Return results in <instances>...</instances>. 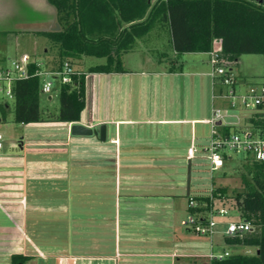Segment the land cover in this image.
Wrapping results in <instances>:
<instances>
[{"label":"crops","instance_id":"crops-1","mask_svg":"<svg viewBox=\"0 0 264 264\" xmlns=\"http://www.w3.org/2000/svg\"><path fill=\"white\" fill-rule=\"evenodd\" d=\"M59 30L48 0H0V44L44 38V53L55 52L44 34ZM146 41L170 51L169 66L166 52L136 57L131 66L137 45ZM26 53L11 56L0 48V66ZM76 64L81 72L91 66ZM123 65L126 72L87 74L79 122L22 142L20 152L3 142L0 264L14 255L28 257L24 264H181L198 258L191 252L192 232L178 224L189 214L186 181L179 182L186 193L168 190L178 186L166 176L152 179L151 170L140 167L187 160L192 142H201L197 126L206 125L217 106L209 57L177 54L170 32L156 26L124 55ZM248 85L238 81L240 90ZM74 124L97 131L105 125V141L73 136Z\"/></svg>","mask_w":264,"mask_h":264},{"label":"trees","instance_id":"trees-1","mask_svg":"<svg viewBox=\"0 0 264 264\" xmlns=\"http://www.w3.org/2000/svg\"><path fill=\"white\" fill-rule=\"evenodd\" d=\"M48 1L57 11L61 30L44 35L51 40L56 53L42 65L36 61L31 63V73L39 69L61 70L66 62L72 66L83 58L101 62L72 76L71 83H58L59 112L46 117L41 109L42 79L32 76L18 81L14 86V118L18 124L79 122L86 105L87 74L126 72L124 55L156 26L170 32L177 54L207 53L213 40L222 38L223 57L229 67L244 54L264 56V5L252 0ZM1 109L5 115L8 108L2 106ZM246 124L264 135V107L248 113ZM219 131L229 136L236 130L220 126ZM228 164L241 179V190H235L233 195L229 193V186L223 183L228 176ZM212 184V197H195L199 203L207 205L203 211L216 205L217 201L232 198L234 207L231 210L238 211L241 218L254 227L247 234L223 238L228 246L252 248L254 253L233 254L218 264H264V162L251 156H227L224 167L213 176ZM27 259L23 255H14L12 264H24ZM181 264L209 262L190 258Z\"/></svg>","mask_w":264,"mask_h":264},{"label":"built area","instance_id":"built-area-1","mask_svg":"<svg viewBox=\"0 0 264 264\" xmlns=\"http://www.w3.org/2000/svg\"><path fill=\"white\" fill-rule=\"evenodd\" d=\"M223 54V39H214L211 50L207 52L210 63L209 76L213 86L212 99L214 101L222 100L227 104V107H213L212 116L206 121L211 125L208 144L199 149L194 140L187 153V160L193 166V161L198 157L199 150H203L204 154L201 156L209 161L212 174L224 167L227 156L229 158L234 155L251 156L257 161L264 162V135L246 124L248 113L259 107H264V84H249L244 90H240L235 76L229 70V62L223 57ZM33 62L35 60L30 55L21 54L19 57L11 59L7 65L0 66L1 106L8 108L9 102H14V86L18 81L29 79L32 76L40 77L43 81L42 93L50 94L56 83L68 84L72 82V76L80 75V71L75 70L68 62L61 70L39 69L32 74L30 65ZM38 64L42 65V63ZM218 123L221 124L218 125ZM220 126L231 127L236 131L229 136H224L219 131ZM3 141L4 138L0 135V154L3 149ZM206 207L205 203H199L195 197L189 195V215L181 222V226L197 236L209 237L212 244L217 234L225 238L253 231L252 223L242 218L224 222V219L233 215L231 209L212 205L208 210L203 211V208ZM192 210L196 212H192ZM239 216L241 217L240 213ZM232 255L233 253L229 251L221 254L211 252L207 257L198 258L208 261L209 264H218L229 259Z\"/></svg>","mask_w":264,"mask_h":264},{"label":"rangeland","instance_id":"rangeland-1","mask_svg":"<svg viewBox=\"0 0 264 264\" xmlns=\"http://www.w3.org/2000/svg\"><path fill=\"white\" fill-rule=\"evenodd\" d=\"M156 0L153 1V3ZM163 34H166V28H162ZM15 38H9L8 41L4 44H0V48L5 52H9L11 56H15V54L19 51L28 52L31 57H34V60L38 63H42L47 60H51L56 52L53 50L48 53H44V48L42 43H45L46 40L44 38L29 40L27 39L24 43L15 41ZM39 41V42H38ZM3 42V41H2ZM136 51L132 54L133 60H136V57L142 59V57L147 58H158L159 54L166 52L167 57L165 58V65L169 66V59L171 58V53L169 50L165 48H161V46H157L152 41L139 42L136 47ZM27 54V53H26ZM32 54V55H31ZM170 56V57H169ZM189 56H185V58ZM199 57V56H198ZM205 57L204 55L202 56ZM132 58L130 61H132ZM185 58H182L181 61L185 63ZM206 58V57H205ZM135 60L131 62V66L135 64ZM96 62H101L99 59H94L90 61H75V68L85 69L88 65H92ZM189 63H185V66H188ZM79 65V66H77ZM229 70L232 71L233 75L237 78V80H245L247 84L252 85H262L264 84V56L260 54H244L241 55L238 61L235 64L230 65ZM89 77V76H88ZM91 83V79L87 80V86L89 90V85ZM58 85V83H56ZM211 95V91H210ZM52 98L51 100L49 98ZM219 101L217 100V107L219 106ZM8 109L4 115V110H2V106L0 103V135L4 138V143L6 144H15V149L11 151L20 152V144L25 141H29L30 139H35L38 135L42 134H54L60 133L62 127H65L61 122L54 121H45L40 123H31V124H18L15 122L14 118V110L15 104L13 101H10L8 104ZM60 108L59 102V91L55 86L53 91L50 94H41V109L46 117L48 113H58ZM5 116V120L3 117ZM101 128V127H100ZM197 133L201 142L198 143V148L201 149V146L208 144L211 136V125H198ZM143 150V149H142ZM203 150H199L198 157L193 161L192 173H191V196L199 197V196H211L212 193V178L214 175H217V172L212 174L210 170L209 161L206 158H202ZM235 156V155H234ZM143 158V157H141ZM180 159H172L171 163L168 166L158 167L155 165L152 166H141L140 168H144L147 170H151L150 173H147L148 177H151L155 180H160L165 176L170 180L169 184L174 185V189H168L173 191H181V193H186V190L181 187L179 182L186 181V189H187V166L188 161L178 157ZM241 159V158H240ZM149 160V159H148ZM141 163L143 161L139 160ZM151 161V160H149ZM152 162L154 160L152 159ZM228 171V176L223 180L225 185L229 186V193L233 195L234 191L241 190V179L240 176L235 172L234 168L231 165H227L226 167ZM220 174V173H219ZM221 175V174H220ZM221 177V176H220ZM235 192V193H236ZM176 193V192H175ZM188 199V197H187ZM216 205L221 207H227L229 209L234 207V202L232 198L222 200L221 202L217 201ZM233 215L224 219V222L239 220L241 217L239 216V212L236 210H232ZM189 214H186L183 218L186 219ZM183 219V220H184ZM178 224L181 226V222L178 221ZM184 228L183 226H181ZM185 229V228H184ZM221 230V227L219 228ZM193 232L191 234V238L193 239V249L191 252L196 257H207L214 252L215 254H221L226 251H229L233 254H244V253H254V249L239 247V246H228L224 243V239L222 235L217 234L213 239V244L211 243V239L209 237H200L196 238ZM12 264V261L9 262Z\"/></svg>","mask_w":264,"mask_h":264},{"label":"water","instance_id":"water-1","mask_svg":"<svg viewBox=\"0 0 264 264\" xmlns=\"http://www.w3.org/2000/svg\"><path fill=\"white\" fill-rule=\"evenodd\" d=\"M260 5H264V0H252ZM57 29H59V26H57ZM221 123H218L220 125ZM71 134L73 136L78 137H92L96 136L99 137L101 141H105V125L101 126L100 131H97L93 128L86 127L81 124H74L71 127ZM192 166L191 162H188L187 166V196L190 195L191 190V173H192ZM259 253V251H258Z\"/></svg>","mask_w":264,"mask_h":264}]
</instances>
